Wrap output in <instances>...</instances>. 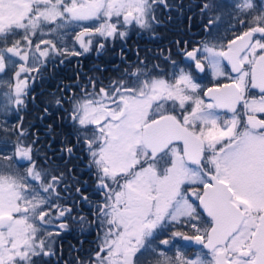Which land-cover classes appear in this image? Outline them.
I'll return each mask as SVG.
<instances>
[{
  "label": "snow or ice",
  "instance_id": "snow-or-ice-1",
  "mask_svg": "<svg viewBox=\"0 0 264 264\" xmlns=\"http://www.w3.org/2000/svg\"><path fill=\"white\" fill-rule=\"evenodd\" d=\"M199 7L203 38L162 65L124 48L168 0H0V264H61L63 234L93 226L64 264H264V0ZM117 46L118 76L78 72L53 96L72 135L62 166L42 161L23 115L37 82Z\"/></svg>",
  "mask_w": 264,
  "mask_h": 264
},
{
  "label": "flooded vegetation",
  "instance_id": "flooded-vegetation-1",
  "mask_svg": "<svg viewBox=\"0 0 264 264\" xmlns=\"http://www.w3.org/2000/svg\"><path fill=\"white\" fill-rule=\"evenodd\" d=\"M170 4L173 5V10L169 12L168 10H165L161 8L158 12L159 19L161 21V24L157 27L156 31L154 34L152 33H140V32H133V49H132V55H129L130 49L125 47L126 49V55L129 58L130 61L135 62L136 60V55L135 52L137 49L140 51V56L142 59H147L150 63L149 57L151 55H156L160 57L161 62H164L163 53L164 55L169 54L171 52L173 54V57H175V54L177 52L176 50H172L169 48V43L176 42V41H189L193 44L195 42L201 40L204 36V32L201 33V29H203L204 24H202L201 28L199 29L197 25H192V24H187L185 25L186 21V13L185 10L186 8L182 5V2L179 0L173 1V0H168ZM259 2V0H258ZM176 5H182L181 8H176ZM188 11V9H187ZM194 16V13L192 14ZM193 18H189L188 21L191 22ZM199 23V22H198ZM191 28L193 30H191ZM119 54V53H118ZM77 64V62H75ZM124 66H121L120 63L114 65V76L111 77V74L108 76H103V71L102 75H97L94 72L91 73V75L88 74L89 71H85L82 68H78L77 73L83 77L85 74L89 76H96L98 78H103L104 83H108L110 79L115 78L116 76L119 75V72L116 69H119V71L124 70ZM97 67L98 69H103L105 70V66H99V65H94V68ZM112 67V68H113ZM76 82L75 81L71 82V85H74ZM211 86V85H210ZM67 107V105H65ZM61 108L62 111H64V108ZM55 112L51 113L50 118L52 122L48 123V125H43L42 128H35L32 131V134L30 135L29 132V127L32 126L29 121L28 117H30V114L23 113L24 115V126L28 130L29 136L32 139H37L38 138V143L36 147L39 149L40 144L44 145V140H46V137H53L52 132H56V130H59V132L64 131L61 133L62 137L61 140H65L67 138H70L72 135V128L70 121L67 119H61L62 116H66L65 112ZM14 123V121H10V124ZM37 125V124H36ZM49 125H51V129L49 128ZM53 143L50 142L48 146H50ZM61 144V143H60ZM62 147L61 145H56L54 147H51L50 150L53 154H51V158L53 159V164H59L63 165V161L60 159L61 153L60 151L56 152L57 150H60ZM43 158H41L42 160ZM43 161V160H42ZM84 165H87V161L83 162ZM84 168V166L82 167ZM84 170L87 171V167L84 168ZM84 176H82L83 178ZM83 181H87L89 187V195L92 197V199L95 201L99 199L98 196L92 194V189L94 188V184L90 185L88 180L83 179ZM82 215L86 216L87 214L90 213L88 205L85 204L83 208L79 209ZM92 233H89L88 230L84 232H80L79 230H73L71 232L63 234L62 238L58 241L57 243V248L62 247V255H63V260L61 261V264H64V261H74L75 258L79 256H86L88 252L96 247V242H97V234H98V229L93 226L92 227ZM102 235V233H100ZM74 236L78 239V244L75 246L73 244V238ZM181 243H183L181 241ZM175 253V251H174ZM173 253V254H174Z\"/></svg>",
  "mask_w": 264,
  "mask_h": 264
},
{
  "label": "trees",
  "instance_id": "trees-1",
  "mask_svg": "<svg viewBox=\"0 0 264 264\" xmlns=\"http://www.w3.org/2000/svg\"><path fill=\"white\" fill-rule=\"evenodd\" d=\"M173 1H176V0H173ZM179 1H181L182 5L186 8L185 25H187L188 23L192 24L193 26L197 25V27L200 29L202 24L206 23V20H207V17L201 15L200 7H199L200 5L204 3V0H179ZM221 2L222 3L226 2V0H221ZM193 13H194V16L192 15ZM189 18H193L191 22L188 21ZM191 30L193 29L191 28ZM200 31L201 33H203V29H201ZM133 34L134 33H131L130 39L127 41V44H126V46L130 49L129 55H132V49H133V36L132 35ZM222 34H223V31H222ZM176 42L169 43V48L172 50H176L177 49ZM119 51H120V48L119 46H117L115 50H112L111 48H109L99 54L96 52H92L88 54L87 56L80 58L79 66L75 63L77 62L76 59H73L70 63H66L63 66L57 67L55 71H53L52 67L49 66V70L46 73V78L44 82L43 83L37 82L35 91L33 93V95L36 97L35 101L29 103V106L27 110L25 111L26 114L31 115L30 117H28V121L31 125L33 124L32 126L29 127L30 135L32 134V131L35 128L37 127L42 128L43 125H46V124L48 125V123L52 122L50 118L51 113L62 111L61 107H58L57 105H55L53 96L61 95L62 93H60L58 89L63 88L64 85H71L70 83L75 81L78 68L79 69L82 68L85 71H89L88 72L89 75H91L92 72H94L97 75H102L101 71H98V70L94 71V69H98L97 67L94 68V65H99V66L102 65L105 67L107 66L106 69L103 70V76H108L111 74V77H112L114 76V71H115L113 67L114 65L118 63H120L121 66L125 65V64H122L120 61V57L118 54ZM124 51L126 53L125 48H124ZM149 59L151 63H161L162 65L164 64V62H161L159 56L151 55ZM50 101L52 102L49 103ZM65 105L64 107H66ZM45 107H48L49 109L48 115L44 114ZM63 132L64 131L59 132V130H56V132H52L54 139L51 136L45 138L46 140L43 141L44 145L40 144L39 146V149L41 150L40 159L43 158L44 152H47V155L50 157L51 154H53L51 152L53 150H50L51 147H54L56 145H61L60 143L61 141H63L61 140V137H62L61 133ZM52 141L53 143L49 147L48 144ZM58 151L60 150H57L56 152ZM84 161H86V159L78 162L76 172L81 177V180L83 179L88 180L89 184L93 185L94 177H91V174L88 171L84 170V168L86 167L83 163ZM83 166L84 168H82ZM82 176L84 177L82 178ZM86 216L89 219L92 218L91 213L87 214ZM92 231H93L92 228L88 230L89 233H92ZM78 239L79 238H76L74 236L73 244L75 246H77L78 244Z\"/></svg>",
  "mask_w": 264,
  "mask_h": 264
},
{
  "label": "rangeland",
  "instance_id": "rangeland-1",
  "mask_svg": "<svg viewBox=\"0 0 264 264\" xmlns=\"http://www.w3.org/2000/svg\"><path fill=\"white\" fill-rule=\"evenodd\" d=\"M211 78L209 77V80H210ZM205 83L207 84L208 83V81H205ZM174 251H175V248H173V251H172V253L171 254H173L174 253ZM174 255V254H173Z\"/></svg>",
  "mask_w": 264,
  "mask_h": 264
}]
</instances>
